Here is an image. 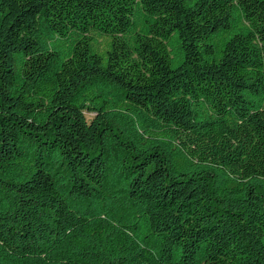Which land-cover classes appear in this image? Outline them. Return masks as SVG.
<instances>
[{"label": "trees", "instance_id": "trees-1", "mask_svg": "<svg viewBox=\"0 0 264 264\" xmlns=\"http://www.w3.org/2000/svg\"><path fill=\"white\" fill-rule=\"evenodd\" d=\"M0 264H264V0H0Z\"/></svg>", "mask_w": 264, "mask_h": 264}]
</instances>
